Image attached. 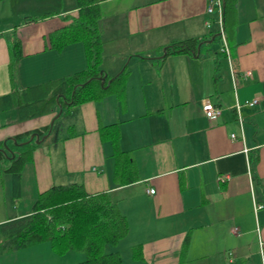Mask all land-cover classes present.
<instances>
[{"label":"crops","instance_id":"obj_1","mask_svg":"<svg viewBox=\"0 0 264 264\" xmlns=\"http://www.w3.org/2000/svg\"><path fill=\"white\" fill-rule=\"evenodd\" d=\"M207 1L97 0L100 68L111 78L126 66L123 93L67 111L59 132L64 138L54 140L49 129L37 142L22 165L16 194L11 174L0 169V223L29 213L37 194L53 184L81 183L89 193L107 191L125 215L128 231L111 246L123 264H264V0H236L223 26L235 87L219 53L222 39L212 44L221 37L213 39L219 35L216 12H206ZM77 15L75 0H0V96L86 67L82 41L61 49L49 45V33ZM210 34L203 53L166 54L173 42ZM13 35L21 57L11 78ZM204 96L221 108L214 119L202 112ZM255 96L257 102L244 103ZM58 110L56 104L21 118L15 107L0 108L2 158L10 163L24 142L16 135L51 126ZM113 123L117 146L131 154L138 173L130 183L114 175L107 136ZM136 244L141 260L131 255ZM82 257L57 254L43 241L0 252V264H72Z\"/></svg>","mask_w":264,"mask_h":264},{"label":"trees","instance_id":"obj_2","mask_svg":"<svg viewBox=\"0 0 264 264\" xmlns=\"http://www.w3.org/2000/svg\"><path fill=\"white\" fill-rule=\"evenodd\" d=\"M75 1L78 15L68 25L49 33V45L50 48L61 49L69 43L82 41L85 46L86 67L41 85L23 90L14 89L0 96V108L15 107L21 118L49 112L56 104H60L61 112L55 117L51 126L36 130L39 136H42L49 129H53L54 140L64 138L59 132L63 127V119L67 111L86 100L98 99L107 93L122 94L123 83L128 73L124 66L108 82L110 76L105 75L100 68L102 40L98 27L97 0ZM235 6L236 0H222L223 26H226L229 15L234 13ZM31 19L34 20L35 17ZM212 35L210 34V38L190 37L173 42L166 47V54L203 53L209 50L208 44ZM218 36H214L213 39ZM8 51V66L12 78L16 61L21 57L20 41L14 35L8 40ZM99 76H104L103 84ZM114 124L107 127H112ZM69 128L66 126V129ZM30 134L31 132L16 135V140L26 141ZM70 135L69 133L65 137ZM107 136L114 146L115 177L122 184L135 181L138 178L136 166L131 154L117 146V129L112 127ZM36 144L35 138H32L17 145L18 152L12 153L9 165L4 168V171L12 176V188L15 194L18 191L22 165L30 159ZM2 155L0 150V158ZM255 159L256 156L250 158V161L254 163ZM252 178L257 182L254 174ZM127 231L126 217L107 191L89 193L81 183L53 184L37 194L29 213L0 223V252L49 241L57 254L67 251L83 254L80 260L72 264H123L119 251L112 250L111 246L123 238ZM188 242L189 234H186L182 242V252ZM131 255L135 260L142 259L140 244L131 248Z\"/></svg>","mask_w":264,"mask_h":264},{"label":"built area","instance_id":"obj_3","mask_svg":"<svg viewBox=\"0 0 264 264\" xmlns=\"http://www.w3.org/2000/svg\"><path fill=\"white\" fill-rule=\"evenodd\" d=\"M213 11L216 12V24H217V27H218V34H219V37H221V39H222V44H221V47H220V51L222 53H224V55L226 56V58L228 60L229 67H230V73H231V77H232V80H233V87H235L238 77H237V75L235 73V70L233 68V65H232V54L230 52L229 46L227 45V42L225 40V36L223 34L222 0H208L207 1L206 12L212 13ZM206 24L209 25L210 22L207 21ZM245 75L250 76V71H244L242 73V76H245ZM259 98H260L259 96H255V97H253L251 99L245 100L244 103L248 104V105H252L253 103L257 102V100ZM235 106H236V108H238L240 106V104L236 103ZM201 109H202V112L204 113V115L208 119L216 118L221 112V108L218 105L214 104L211 101V99L209 97H207V96H204V97L201 98ZM230 136L232 138L236 137V135L234 133H231ZM149 192H153V188H150ZM257 207H261V205H256V208ZM235 230L236 229L233 228L232 231L235 232ZM230 260H231V258H230Z\"/></svg>","mask_w":264,"mask_h":264},{"label":"water","instance_id":"obj_4","mask_svg":"<svg viewBox=\"0 0 264 264\" xmlns=\"http://www.w3.org/2000/svg\"><path fill=\"white\" fill-rule=\"evenodd\" d=\"M164 53H165V48H163V53H162V54H164ZM99 78H100V80H101V84H103V82H104V76H99ZM110 81H111V78L108 79V82H110ZM58 106H59V110H58L57 114L55 115V117H56L57 115H59V113H60V111H61V106H60V104H58ZM45 136H46V134H43V135L39 138V134H38L37 132H32V133L29 135L28 140L24 141L23 143L28 142V141L31 140L32 138H35V141H36V142H39V141H40L41 139H43ZM0 150H1V149H0Z\"/></svg>","mask_w":264,"mask_h":264},{"label":"rangeland","instance_id":"obj_5","mask_svg":"<svg viewBox=\"0 0 264 264\" xmlns=\"http://www.w3.org/2000/svg\"><path fill=\"white\" fill-rule=\"evenodd\" d=\"M219 43H221V38H218V39H215L214 41H212V44L214 47H216ZM23 141H25V140H23ZM8 164H9L8 160H6L5 158H0V169H1L2 175H4V172H5L4 168L7 167ZM8 251H10V250H8Z\"/></svg>","mask_w":264,"mask_h":264}]
</instances>
